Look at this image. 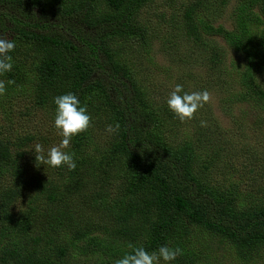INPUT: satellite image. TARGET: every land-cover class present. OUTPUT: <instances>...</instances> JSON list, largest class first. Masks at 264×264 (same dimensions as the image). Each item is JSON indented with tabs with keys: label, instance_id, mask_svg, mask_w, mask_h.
<instances>
[{
	"label": "trees",
	"instance_id": "trees-1",
	"mask_svg": "<svg viewBox=\"0 0 264 264\" xmlns=\"http://www.w3.org/2000/svg\"><path fill=\"white\" fill-rule=\"evenodd\" d=\"M154 1L0 0V36L16 45L12 70L0 76L4 122L24 103L55 127L54 99L68 93L91 117L66 150L74 171L37 165L25 152L33 137L0 127V264H115L129 244L183 249L171 264H222L219 246L233 261L264 262V204L244 203L233 182H213L215 165L194 144L169 140L163 126L176 116L150 101L129 62L145 66L129 47L136 41L148 52L157 38L161 53L179 48L181 60L200 59L214 79L234 53L244 61L238 98L264 111L256 78L264 76V0H237L230 28L216 24L228 0H164L158 7L177 10L159 36L152 22L138 21ZM117 123L118 133L106 132ZM213 149L217 158L222 144Z\"/></svg>",
	"mask_w": 264,
	"mask_h": 264
},
{
	"label": "rangeland",
	"instance_id": "rangeland-1",
	"mask_svg": "<svg viewBox=\"0 0 264 264\" xmlns=\"http://www.w3.org/2000/svg\"><path fill=\"white\" fill-rule=\"evenodd\" d=\"M236 2L237 0H228L227 4L222 6L223 15L216 20L217 25L231 27L230 14ZM150 3L140 10L138 21L152 22L159 36L167 26L169 15L173 11L176 12L177 3L173 6H161L162 8L157 4H164V0H155L151 5ZM161 13H165V20L157 18ZM151 43L152 47L148 52L142 46H136V41L129 47V51L133 50L137 55L142 54L149 60L144 64L148 69L143 65L139 66L136 58H130L129 62L136 61V81L148 89L150 101L157 104L159 110L164 106L168 107L167 100L177 84L182 85L181 94L207 90L212 96V102L198 110L192 121L181 123L175 117L171 125L165 122V135L175 145L183 141L191 142L194 147H198L196 153L200 159H211L215 165L209 171L213 182L226 181L231 185L233 182L240 200L244 203L251 206L264 204V111L253 105V102L241 101L238 98L241 91L238 73L244 67L243 59L227 52L223 60L225 68L213 79L200 59L188 57L181 60L179 54L182 52H179V48L175 49V55L170 57L161 53L157 38H153ZM230 62L234 63L233 68L227 66ZM256 78L258 85L264 88V76L259 75ZM18 106L17 109H11L14 116L12 115L10 123L4 122L5 114L0 111V127L5 128L6 133L12 134V137L32 136L33 140L26 148L27 151L25 150L30 157L35 155L36 144L42 145L44 154L47 155L51 147L60 144L61 135L43 110L34 109L30 104L24 108V103ZM24 111L28 114L23 115ZM20 112L22 114H19ZM201 121L206 122V126H201ZM99 136L100 143L106 141L103 134ZM109 136L111 138V135ZM216 140L222 144L223 150L218 153L217 158H213L208 154L211 155L214 151ZM256 158L257 162L254 161ZM219 251L224 257L222 264H244L233 261L220 246Z\"/></svg>",
	"mask_w": 264,
	"mask_h": 264
},
{
	"label": "clouds",
	"instance_id": "clouds-1",
	"mask_svg": "<svg viewBox=\"0 0 264 264\" xmlns=\"http://www.w3.org/2000/svg\"><path fill=\"white\" fill-rule=\"evenodd\" d=\"M15 42L0 36V76L9 73L13 68L12 53L15 50ZM15 81L8 80L7 84H14ZM6 83L0 80V96L5 95ZM182 85L177 84L170 93L167 100L169 110L179 119L181 123L195 119V114L206 104L212 102V96L207 91H195L183 93ZM56 107V117L54 126L62 137L58 146L51 147L47 155L44 154L42 145L36 144L34 147L37 165H48L52 168H67L74 171L77 167L73 154L66 151L70 147L72 139L85 133L91 127V117L87 113V107L81 106L78 97L73 93L58 96L54 99ZM201 126H206V122L201 121ZM119 123L108 125L106 132L109 134L118 133ZM130 249L122 258L117 259L115 264H171L178 256L184 254L183 249L176 247L161 246L157 251L148 252L143 245L135 246L129 244Z\"/></svg>",
	"mask_w": 264,
	"mask_h": 264
}]
</instances>
